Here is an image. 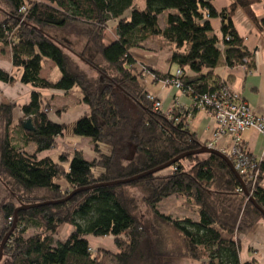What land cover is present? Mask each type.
Returning a JSON list of instances; mask_svg holds the SVG:
<instances>
[{
	"label": "trees",
	"instance_id": "1",
	"mask_svg": "<svg viewBox=\"0 0 264 264\" xmlns=\"http://www.w3.org/2000/svg\"><path fill=\"white\" fill-rule=\"evenodd\" d=\"M143 1L140 9L133 0H0V44L9 48L19 82L32 88L15 124L14 105L0 103V240L20 206L60 201L72 191L88 188L63 203L18 211L0 264H163L166 259L255 264L241 262L239 250L240 239L264 221L256 208L264 210V162L258 165L259 179L253 188L239 176L242 186L226 162L209 153L189 154L129 184L100 186L206 147L207 141L190 130L188 117L197 110L194 103L199 96L219 89L221 80L213 71L220 55L228 68H254L253 54L232 20L235 11H242L264 31V20H257L252 11L256 0H234L221 10L213 7V0ZM212 19L220 21V37L213 31ZM110 21L116 38L106 44ZM74 28L84 42L81 49L50 34L52 29ZM148 43L167 50V61L181 71L180 91L192 99L190 108L154 110L142 80L173 79L175 72L160 75L147 66H135L130 50L145 49ZM44 59L60 72L56 82L40 77ZM14 81L0 69V83ZM74 88L86 111L68 125L51 122L50 101L39 91L68 93ZM121 95L135 110L122 106ZM26 121L33 130L22 128ZM64 135L88 138L92 157L63 150L39 157L55 149L56 138ZM31 143L34 150H26ZM132 187L141 193L140 201L152 220L136 216L137 200L128 192ZM170 196L182 197L197 220L158 212L156 205ZM63 225L71 230L65 239L55 240ZM88 237H112L115 252L92 250Z\"/></svg>",
	"mask_w": 264,
	"mask_h": 264
},
{
	"label": "crops",
	"instance_id": "2",
	"mask_svg": "<svg viewBox=\"0 0 264 264\" xmlns=\"http://www.w3.org/2000/svg\"><path fill=\"white\" fill-rule=\"evenodd\" d=\"M234 0H213L212 4L216 10H221L230 5ZM136 6V5H135ZM137 7V6H136ZM252 11L257 20H264V0H256L252 6ZM2 19V18H1ZM0 19V20H1ZM238 34L243 38L244 46L253 54L254 68L248 70L246 66H236L228 68L224 65L223 54L220 55L218 63L213 71L214 77L226 82L230 88L237 92L249 108L256 114L264 118V31L256 29L249 19L240 10H236L232 18ZM215 35L220 37V21L212 19L210 21ZM114 22H108V29L104 33V42L106 44L115 40ZM159 26L164 27V15L159 17ZM61 40L74 45L76 49L83 47V40L76 32L75 41L70 36L71 30H60ZM147 48H134L130 50L131 57L135 60V66H147L151 70L157 71L160 75L167 73L174 74L176 66L170 64L167 50H157L154 45L148 43ZM86 74L94 77L86 66L79 62ZM0 69L15 76L12 84L0 83V103L8 101L15 104L13 119L20 116L19 107L29 102L32 88L19 82V72H16L10 61L9 48L0 44ZM40 77L50 82H56L60 78V72L54 64L47 59L42 62ZM145 90L157 98L161 103L162 111H168L171 108L178 107L188 109L192 106V99L185 93L179 91L171 84H165L162 81H153L150 76L144 77ZM149 85V86H147ZM40 94L48 99L51 104V111L48 118L51 122L57 124H70L77 120L85 111L86 107L80 102L78 90H71L68 93H62L56 90H40ZM73 94L74 96H71ZM73 97V100H68ZM188 125L195 136L204 141L212 138L215 129L214 121L211 115L205 111L196 110L192 116L188 117ZM243 142L250 154L257 159L264 161V139L253 129H247L242 134ZM77 141L70 135L59 136L56 143L67 142L66 146H61V150L79 151ZM89 141V140H88ZM60 142V143H58ZM87 145L89 142H83ZM26 150L33 151L34 146L29 144ZM92 150V146H91ZM67 152V151H66ZM69 152V151H68ZM81 152V151H80ZM51 152H43L39 157L52 156ZM264 183V182H263ZM239 259L241 262L254 261L255 264H264V221L259 220L254 227L240 239Z\"/></svg>",
	"mask_w": 264,
	"mask_h": 264
},
{
	"label": "built area",
	"instance_id": "3",
	"mask_svg": "<svg viewBox=\"0 0 264 264\" xmlns=\"http://www.w3.org/2000/svg\"><path fill=\"white\" fill-rule=\"evenodd\" d=\"M180 75L181 71L176 70L173 79L162 82L180 91ZM148 100L152 102L154 110H161L159 100L153 96H148ZM196 100L194 107L209 113L215 124L212 138L207 141L206 147L216 149L226 156L244 184L253 188L259 179L258 165L264 161L248 152L242 134L247 129H253L264 139V118L256 115L224 81L220 82L219 89L203 94Z\"/></svg>",
	"mask_w": 264,
	"mask_h": 264
},
{
	"label": "rangeland",
	"instance_id": "4",
	"mask_svg": "<svg viewBox=\"0 0 264 264\" xmlns=\"http://www.w3.org/2000/svg\"><path fill=\"white\" fill-rule=\"evenodd\" d=\"M133 2H134V5H136L140 9H142L144 7V1L143 0H133ZM2 7H3V5L0 4V9ZM1 18H2V13H1V10H0V19ZM70 30H71L70 31L71 32L70 36H71L72 40L75 41V36L77 35L76 34V30L78 31V29L74 28V29H70ZM50 34L53 35V37H55L57 39H61L60 34H62V33H61V31L59 29L50 30ZM138 67L143 69L144 66L140 65ZM149 80L150 79H148L147 81L143 82V84L146 83V82L148 83ZM147 86H149V85H147ZM73 90H78V88H74ZM71 96H74V95L71 94ZM119 99L121 101L122 106L125 109L135 110V106L131 102L127 101L122 95L120 96ZM68 100H73V97H70ZM2 102H8V101L4 100ZM13 105H14V110H15L16 106H15V104H13ZM14 110H13V112H14ZM12 116H13V113H12ZM15 122L16 121H14V119H13V124H15ZM0 128L2 130L1 126H0ZM12 136L14 137L15 140H17V141L19 140V133H16L14 131ZM74 138L78 139V140H82V141H77L78 145H76V147L79 148V151H81V154H82V156L85 159H90L92 157V150H91L90 140L88 138H78V137H74ZM84 141L85 142H89V143L87 145H84V143H83ZM58 143H60V142H58ZM62 144H63V146H66L67 142H65V144L61 143V146H62ZM31 145L33 146L32 143H31ZM61 146L56 143L55 149L49 151V152H51L53 154L52 156H55L57 153H59L61 151ZM66 151L67 152L69 151V153H72L71 149L66 150ZM128 192L130 193V195H132L137 200V207H136V211H135L136 216L140 220H147V221L152 220L151 212L140 201L141 193L139 192V190L132 187V188L128 189ZM155 208L158 210V212H160V213H162L164 215L170 216L172 218L182 219V218H185V217H189V218L193 219L194 221L197 220V216L191 210H189L187 207H185L183 205V199L180 196H170V197L162 200L161 202H159L156 205ZM70 230L71 229H70V227L68 225L61 226L57 230V234L55 235V240H63V239H65V237L67 236V234L69 233ZM30 232L31 231H29L28 233H30ZM28 233H27V235H28ZM87 240H88V243H89V245H90L92 250L102 249V250L109 251V252H112V253H114L115 250H116V248L114 246V242H113L114 239L112 237H104V238L88 237ZM163 264H200V263L197 262V261L188 260V259H166V260H164Z\"/></svg>",
	"mask_w": 264,
	"mask_h": 264
},
{
	"label": "water",
	"instance_id": "5",
	"mask_svg": "<svg viewBox=\"0 0 264 264\" xmlns=\"http://www.w3.org/2000/svg\"><path fill=\"white\" fill-rule=\"evenodd\" d=\"M22 128L25 130V131H31L33 130V127L30 123V121H26L23 125H22ZM199 154V153H209V154H215L217 156H219L221 159H223L227 166L229 167V169L232 171V173L235 175V177L237 178V180L239 181V183L243 186L242 184V181H241V178L239 177V175L236 173V171L234 170L230 160L224 156L223 154H221L219 151H217L216 149H208L207 147H202L200 148L199 150L195 151V152H191V153H187V154H183V155H180L176 158H174L173 160H171L170 162L162 165V166H159L153 170H150L148 172H145V173H142V174H139L137 176H134L132 178H129V179H125V180H121V181H117V182H112V183H106V184H102L100 186H114V185H125V184H129V183H132L134 181H137V180H140L150 174H153L155 172H158L160 170H163L167 167H169L170 165H172L173 163H175L176 161L184 158L185 156L189 155V154ZM93 187H97V186H93ZM93 187H90V188H93ZM88 188H85V189H78V190H75V191H72L67 197H65L64 199L60 200V201H55V202H45V203H42V204H34V205H23V206H20L19 208H17L14 212V220H13V223H12V227L10 228V230L8 231V233L0 240V261H1V258H2V250H3V247L5 245V243L7 242V239L9 237V235L12 233V231L14 230V227H15V222H16V214L18 211H21V210H26V209H30V208H34V207H38V206H45V205H55V204H59V203H63L67 200H69L74 194L78 193V192H81L83 190H86ZM250 202L254 205V202L252 201V199H249ZM256 207V206H255ZM259 212L261 213L263 219H264V210L263 209H260L258 207H256Z\"/></svg>",
	"mask_w": 264,
	"mask_h": 264
}]
</instances>
